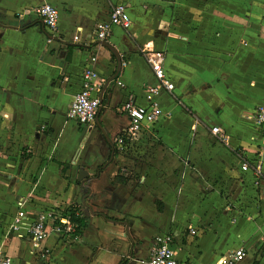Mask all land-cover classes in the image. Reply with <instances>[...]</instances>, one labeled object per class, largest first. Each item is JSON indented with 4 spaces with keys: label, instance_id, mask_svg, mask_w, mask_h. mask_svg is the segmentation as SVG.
Wrapping results in <instances>:
<instances>
[{
    "label": "crops",
    "instance_id": "crops-1",
    "mask_svg": "<svg viewBox=\"0 0 264 264\" xmlns=\"http://www.w3.org/2000/svg\"><path fill=\"white\" fill-rule=\"evenodd\" d=\"M43 4L58 12L55 32L40 24ZM116 5L131 21L104 41L119 71L95 38ZM146 51L164 54L173 90L158 93V121L112 155L122 104L144 105L155 83ZM88 67L102 83L101 131L66 119ZM261 105L264 0H0V249L12 264H146L168 234L185 264H219L238 248V264H264ZM120 171L127 182L112 183ZM19 201L28 216L76 206L86 225L76 238L50 233L34 253L27 237L5 238Z\"/></svg>",
    "mask_w": 264,
    "mask_h": 264
},
{
    "label": "built area",
    "instance_id": "built-area-1",
    "mask_svg": "<svg viewBox=\"0 0 264 264\" xmlns=\"http://www.w3.org/2000/svg\"><path fill=\"white\" fill-rule=\"evenodd\" d=\"M40 20L41 26L49 32H55L57 29L58 12L49 4H43L35 9ZM119 26L123 29H129L131 21L124 5H116L112 8L108 20L96 24L95 38L99 42H104L111 34V28ZM89 36L88 39H91ZM146 62L150 67V71L155 83L149 85L144 92V105H139L132 96L122 104L121 111L127 116L128 124L124 132L116 137L114 144L115 149L121 153L124 151L134 136L145 126L155 124L162 115V111L157 102V96L160 90L170 92L173 85L167 79L163 63L165 56L159 51L143 52ZM95 61V57L90 59V63ZM81 86L66 112V119L76 122L79 126L91 127L95 122L100 108V91L102 83L93 68L88 67L81 74ZM118 86H123L117 82ZM254 122L264 131V105L258 106L254 114ZM43 130L44 127H41ZM211 133L216 135L220 133L218 127H213ZM264 158V135L261 140L257 161L253 166V171L258 178L261 175L262 163ZM242 171L248 169L246 163L241 166ZM264 193V189H263ZM25 201L17 203V213L11 224L5 232V238L9 235H17L18 237H27L32 251L41 253L42 244L48 238L50 233L58 235H70L78 228L66 216L59 215L52 211H43L31 216L27 215L24 210ZM193 233V232H192ZM264 245V237L262 238ZM172 237L168 234H161L154 238L153 247L150 250L146 264H185L175 258V252L172 249ZM243 248H238L223 259L219 264H238L245 257ZM0 264H12V259L0 249Z\"/></svg>",
    "mask_w": 264,
    "mask_h": 264
},
{
    "label": "trees",
    "instance_id": "trees-1",
    "mask_svg": "<svg viewBox=\"0 0 264 264\" xmlns=\"http://www.w3.org/2000/svg\"><path fill=\"white\" fill-rule=\"evenodd\" d=\"M118 151L116 149H114V154H117ZM128 180L127 177H125L124 172H119L114 179L112 180V183H126ZM64 216L68 217L70 219V221L76 225L78 228L74 231V233H71L70 235H72L74 238H76L79 234V229H81L82 226L86 225V221L85 218L82 216L80 209L76 206H73L71 208H68L65 212H64ZM120 264H125L124 261H121Z\"/></svg>",
    "mask_w": 264,
    "mask_h": 264
},
{
    "label": "water",
    "instance_id": "water-1",
    "mask_svg": "<svg viewBox=\"0 0 264 264\" xmlns=\"http://www.w3.org/2000/svg\"><path fill=\"white\" fill-rule=\"evenodd\" d=\"M101 45L102 46H104V47H106V48H108L113 54H114V56L116 57V60H117V71H119L120 70V67H121V62H120V59H119V55L115 52V50L112 48V47H110L108 44H106L105 42H102L101 43ZM110 81H107L106 82V85H108V83H109ZM99 112H100V108H99V110H98V114H99ZM96 123L98 122V115H97V117H96ZM97 126H98V129L101 131V126L97 123ZM110 148H111V150H112V155H113V153H114V146L113 145H110ZM87 173L85 172V171H81L79 174H78V181L80 182V183H82V182H84L86 179H87ZM82 185V184H81Z\"/></svg>",
    "mask_w": 264,
    "mask_h": 264
},
{
    "label": "rangeland",
    "instance_id": "rangeland-1",
    "mask_svg": "<svg viewBox=\"0 0 264 264\" xmlns=\"http://www.w3.org/2000/svg\"><path fill=\"white\" fill-rule=\"evenodd\" d=\"M125 151V150H124ZM124 151H122V152H124Z\"/></svg>",
    "mask_w": 264,
    "mask_h": 264
}]
</instances>
